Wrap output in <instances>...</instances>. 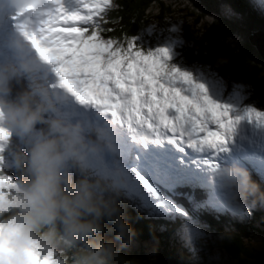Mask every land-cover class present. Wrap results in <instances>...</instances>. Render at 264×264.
<instances>
[{
  "label": "snow or ice",
  "instance_id": "1",
  "mask_svg": "<svg viewBox=\"0 0 264 264\" xmlns=\"http://www.w3.org/2000/svg\"><path fill=\"white\" fill-rule=\"evenodd\" d=\"M115 7L114 0H0V59L9 58L10 41L22 40L61 115L93 126L99 114L118 130L115 166L126 174V196L150 217L187 218L184 230L195 235L197 222L168 193L189 187L182 195L195 209L219 214L229 205L209 173L235 165L264 181V110L245 103L248 86L233 83L228 92L207 66L178 62L179 37L148 47L141 35L105 37ZM11 135L0 127V153ZM187 149L203 155L188 158ZM17 189L0 168V202ZM14 231L0 217V264L15 254ZM25 255V264H55L36 250Z\"/></svg>",
  "mask_w": 264,
  "mask_h": 264
},
{
  "label": "clouds",
  "instance_id": "2",
  "mask_svg": "<svg viewBox=\"0 0 264 264\" xmlns=\"http://www.w3.org/2000/svg\"><path fill=\"white\" fill-rule=\"evenodd\" d=\"M9 43V58L0 59V127L25 147L13 153L16 195L0 202V217L15 230L6 264H25L29 250L55 264H136L123 256L134 229L124 203L127 177L115 166L118 130L99 114L93 126L66 119L41 79L43 66L22 40ZM208 184L236 213L250 198L264 204V191L239 166L209 173Z\"/></svg>",
  "mask_w": 264,
  "mask_h": 264
},
{
  "label": "trees",
  "instance_id": "3",
  "mask_svg": "<svg viewBox=\"0 0 264 264\" xmlns=\"http://www.w3.org/2000/svg\"><path fill=\"white\" fill-rule=\"evenodd\" d=\"M164 1L114 0L116 7L107 13L108 22L102 25L105 29H111L104 32L105 37L122 39L124 36L141 35L145 47L161 38L179 37L183 44L178 46V62L186 66L207 64L226 76L229 75L227 73L244 75L243 78L246 77L249 81L253 98L260 97L264 105V53L260 52V49L264 50V43L262 40L256 41L259 36L264 37V1L196 0L201 11L186 8L188 13L195 15L192 20L180 16L179 12L170 7L173 4H166ZM190 4L191 0L188 7ZM228 6H233L238 11L242 23L222 19L220 12ZM231 15L232 12L226 14L228 17ZM171 27H177L179 31L171 33ZM149 28L153 29L151 35L148 34ZM24 147L23 138L12 133L10 143L0 153L4 160L0 168L15 183L20 179V174L13 163V153L17 148ZM252 180L264 191V181L257 175H253ZM185 190L192 191L189 187H178L174 190L175 195L168 194L174 202L185 207L197 222L196 226L202 229L201 234L190 235L194 243L199 245L197 248L201 249L198 259L195 258L198 256L195 253V256H189V249L182 241H175L172 235L174 227L186 224L187 218L175 214V218L150 217L143 208L138 207L137 201L128 196L124 203L134 235L123 256L136 264H156L162 259L177 264H214L212 253L216 251L223 252L242 264H256L258 254L264 249V242L260 241L258 246L254 244L253 247H246L243 241L257 234L259 221L264 223V204L253 203L255 198H250L249 207L245 210L250 215L230 209L214 214L204 209H195L182 195L186 193ZM197 194L200 195L199 190ZM227 217L232 218L229 221L233 223L232 226L227 223Z\"/></svg>",
  "mask_w": 264,
  "mask_h": 264
},
{
  "label": "rangeland",
  "instance_id": "4",
  "mask_svg": "<svg viewBox=\"0 0 264 264\" xmlns=\"http://www.w3.org/2000/svg\"><path fill=\"white\" fill-rule=\"evenodd\" d=\"M189 1L190 0H165L164 2L166 4L168 3H171L173 5H171L170 7L176 11V12H179V15L180 16H183L185 17L186 19H189V20H192L194 18V14L193 13H188V10L187 9H197L198 11H201V7L200 5L197 3L196 0H191V4H190V7H188V4H189ZM232 12V15L231 16H226L227 13H230ZM221 15H222V19H229V20H236L240 23H242V19L238 13V11L236 9L233 8V6H228L224 11H221L220 12ZM158 15V14H157ZM174 16V14H173ZM164 38H161L158 40L155 41V43L153 44H148L149 46H155L156 44L158 43H163L164 42ZM148 47V46H147ZM177 53H178V47L176 49ZM179 56H177V59H178ZM203 66H207L208 68H210L209 65L207 64H204ZM212 71L214 72H217L222 78H224V80L226 81L227 83V91L230 92L231 91V87H232V84L233 83H242L246 86H248L247 90L248 92L251 93V95L249 96L248 100L245 101V103H251V104H254V106H256L257 108L261 109V110H264V105L263 103L261 102V98L260 97H257V98H253V95H252V89L249 85V81L246 80V77L243 78L244 75H241L239 76L238 74L236 75H231L230 73H227L229 75H224V74H221L220 72H218L217 70L215 69H212L210 68ZM226 74V73H225ZM242 77V78H241ZM248 79V78H247ZM231 82V84H229ZM227 95V92L226 94ZM249 135H251V132L249 131L248 133ZM18 137V136H17ZM11 138V137H10ZM1 157V156H0ZM186 193L190 192V190H185ZM197 196L199 197L200 195L197 194ZM264 207V205H263ZM230 208H228L227 210H229ZM232 209H230L231 211ZM243 213H246V211H244ZM242 214V213H241ZM233 215H236V214H233ZM253 218V217H252ZM263 219V218H262ZM227 223L232 226L233 223L229 221H232V218L230 217H227ZM258 220V219H257ZM181 225H183L182 227H180ZM184 225L185 224H180V225H177L176 227H174L173 231H172V235H173V238L175 239V241L177 242H180L182 241L184 243V246L186 248L189 249V256H192L194 253L198 256H196L195 258L198 259L199 257V252L201 251L200 248H197V244L194 243V239L184 230ZM263 225L264 223H261L259 221V225H258V232L257 234L253 237V238H248L247 241L245 240V242L243 241L244 245L246 247H253L254 244H257V246L259 245L260 241L261 242H264V240H262V228H263ZM205 229L206 227L204 225H202ZM199 228V227H198ZM264 229V228H263ZM201 227L199 228V232L197 234H201L200 232ZM161 231V230H160ZM232 234V233H231ZM219 236V235H218ZM209 237H212V236H209ZM197 250V251H196ZM195 256V255H193ZM212 259L214 260V264H242V262L238 261V260H235L233 258H231L229 255H226L225 253H219V252H213L212 253ZM200 259V258H199ZM201 260V259H200ZM177 264L176 262L174 261H168L166 259H162L159 261L158 264Z\"/></svg>",
  "mask_w": 264,
  "mask_h": 264
},
{
  "label": "water",
  "instance_id": "5",
  "mask_svg": "<svg viewBox=\"0 0 264 264\" xmlns=\"http://www.w3.org/2000/svg\"><path fill=\"white\" fill-rule=\"evenodd\" d=\"M260 40H262V42L264 43V37L259 36V38H256V41L260 42ZM260 52L264 53V50L260 49ZM159 261L160 260H158L156 264H158ZM163 264H165V263H163ZM256 264H264V249L258 254V257H257V260H256Z\"/></svg>",
  "mask_w": 264,
  "mask_h": 264
}]
</instances>
